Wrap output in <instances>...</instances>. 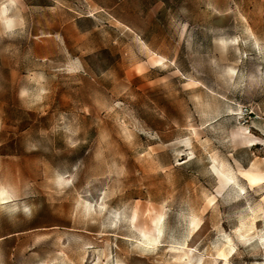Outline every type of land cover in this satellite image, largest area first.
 Listing matches in <instances>:
<instances>
[{
  "label": "rangeland",
  "instance_id": "1",
  "mask_svg": "<svg viewBox=\"0 0 264 264\" xmlns=\"http://www.w3.org/2000/svg\"><path fill=\"white\" fill-rule=\"evenodd\" d=\"M2 10L0 264H264V0Z\"/></svg>",
  "mask_w": 264,
  "mask_h": 264
},
{
  "label": "bare ground",
  "instance_id": "2",
  "mask_svg": "<svg viewBox=\"0 0 264 264\" xmlns=\"http://www.w3.org/2000/svg\"><path fill=\"white\" fill-rule=\"evenodd\" d=\"M4 8V7H3ZM1 12H3L4 13V11L2 10V11H0V14H1ZM5 14H6V12H5ZM5 18V17H4ZM7 19L6 20H8V22L10 23L11 22V20L8 18V17H6ZM3 21H4V19H3ZM7 22V21H6ZM8 24V23H7ZM11 24V23H10ZM14 25V24H13ZM8 26V25H7ZM9 27V26H8ZM11 27V26H10ZM6 198H7V194H6V192L4 191V190H0V202H5V200H6Z\"/></svg>",
  "mask_w": 264,
  "mask_h": 264
}]
</instances>
